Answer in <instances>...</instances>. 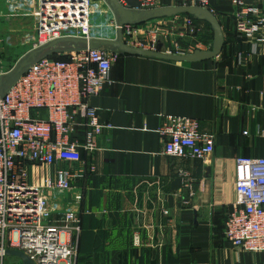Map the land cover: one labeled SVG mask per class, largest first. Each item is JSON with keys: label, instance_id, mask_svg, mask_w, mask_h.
Segmentation results:
<instances>
[{"label": "crops", "instance_id": "crops-1", "mask_svg": "<svg viewBox=\"0 0 264 264\" xmlns=\"http://www.w3.org/2000/svg\"><path fill=\"white\" fill-rule=\"evenodd\" d=\"M210 5L224 40L218 55L184 60L190 54L175 59L120 54L111 83L92 98L100 124L112 128L104 130L101 150L92 158L81 155L97 172L74 182L84 195L79 215L85 230L77 241L84 263L264 264V252H242L224 236L236 201L237 158L264 157V44L240 36L230 0ZM174 18L161 19L169 32L168 41H161L164 49L178 40L184 50L199 44L193 55L212 52L211 24L194 19L197 34L189 35ZM3 19L9 29L24 28L22 42L32 34L25 31L30 20ZM208 28L212 41L201 38ZM9 34L0 39V57L9 48ZM168 116L199 120L201 131L215 137L214 154L205 161L164 155L158 132ZM164 209L170 217L163 216Z\"/></svg>", "mask_w": 264, "mask_h": 264}, {"label": "built area", "instance_id": "built-area-1", "mask_svg": "<svg viewBox=\"0 0 264 264\" xmlns=\"http://www.w3.org/2000/svg\"><path fill=\"white\" fill-rule=\"evenodd\" d=\"M117 1L134 13L182 6L217 15L210 0H168L169 6L164 5L165 0H137L141 6L135 8L124 0ZM230 1L240 36L264 44V0ZM4 5L7 19L31 21L32 34L25 37V44L32 46L29 52L58 40L79 39L120 40L131 50L155 54L159 42L169 37L159 18L145 25L119 23L107 0H5ZM174 17L177 23H185L189 35L195 34L193 18L181 14ZM99 19L107 24L98 25ZM104 28H110L115 37L107 39L96 32ZM199 48L196 44L184 50L175 40L163 54L191 56ZM120 54L88 47L65 54V61L43 59L28 67L0 96L1 261L8 250L16 249L35 264H78L84 195L74 182H83L88 172H97V165L87 167L81 155L92 158L101 150L99 138L112 126L100 124L91 101L111 83V71ZM7 73L0 60V79ZM158 133L164 142V155L171 158L205 161L214 154L215 137L201 131L199 120L168 116ZM179 174L186 187L191 186L189 175L185 171ZM235 192L224 236L237 250L263 253L264 157L237 158ZM162 214L170 217L167 209Z\"/></svg>", "mask_w": 264, "mask_h": 264}, {"label": "water", "instance_id": "water-1", "mask_svg": "<svg viewBox=\"0 0 264 264\" xmlns=\"http://www.w3.org/2000/svg\"><path fill=\"white\" fill-rule=\"evenodd\" d=\"M127 3V6L135 8L141 6L137 0H124ZM108 4H110V8L117 16L119 23L121 24H140L142 22H146L150 19H157L162 17H171L176 15H188L191 18L199 21H206L211 24L212 29L214 31V46L212 52L206 54H201L199 52L195 53V55L190 57L183 58L184 60H195L198 58H208L218 55L221 52L222 44H223V35L221 31V24L218 19L210 13L208 10H204L197 7H168L156 12L149 13H134L128 10H125L117 0H107ZM91 49H110L114 52H119L121 54H134V55H142L149 57H158L163 59H175V56H165L163 53L165 51L162 42H159L158 53H145L141 50H131L125 47L121 41L112 42V41H91L87 42L79 39H63L50 43L46 47H41L37 50L29 52L25 57H23L12 70H10L6 75H4L0 79V96H4L12 85L18 80L20 76H22L25 71L31 65L46 59L50 58L53 55H58L60 52L70 53L74 51H82L87 48ZM6 256H13L22 262V264H35L28 256H26L23 252L16 249H11L6 252Z\"/></svg>", "mask_w": 264, "mask_h": 264}, {"label": "rangeland", "instance_id": "rangeland-1", "mask_svg": "<svg viewBox=\"0 0 264 264\" xmlns=\"http://www.w3.org/2000/svg\"><path fill=\"white\" fill-rule=\"evenodd\" d=\"M4 4H5V0H0V14L1 15L5 14L7 12L5 7H4L5 6ZM1 15H0V39L2 36H5L6 34H9V33H10L9 36H12L11 42L9 44V48L4 53H2L3 57L2 56L0 57L2 70L9 72L20 61L21 57L31 50L32 46L26 45L25 44L26 42L21 41V38L23 36L19 32H22L24 28L20 29L19 26H16V25H14V26H16V28L11 27L9 29L8 27H5L6 21L3 19L4 15L3 16H1ZM101 17L103 18V15H101ZM163 18H167V17H162L159 19H163ZM152 20L153 19H150L146 22H142L141 24L145 25L147 22H151ZM102 24L105 25L107 23L105 22V20L99 19L98 25H102ZM26 27L27 28L25 31H31V32L33 31V25L31 23V21H29V23ZM197 30H198V28H197ZM9 31H13V32H9ZM203 31H205V30H202L201 33ZM96 32L97 33L102 32L107 39H113L115 37L114 32L110 28H104L103 31L96 30ZM195 34H197V32ZM203 34L204 33H202L201 38L204 36ZM108 50H110V49H108ZM65 54H66L65 52H60L58 55L64 56ZM0 264H22V262L20 261V259H18L16 257L7 256L6 259H4L3 261L0 260Z\"/></svg>", "mask_w": 264, "mask_h": 264}, {"label": "trees", "instance_id": "trees-1", "mask_svg": "<svg viewBox=\"0 0 264 264\" xmlns=\"http://www.w3.org/2000/svg\"><path fill=\"white\" fill-rule=\"evenodd\" d=\"M194 24H195V26L197 28V23L195 21H194ZM207 31H208L207 33L204 31L205 33L203 34L204 36L202 37V39L203 40H209V41L211 40L212 41L213 40V34H210L209 33V31H211V29L208 28ZM51 58L56 59V60H60V61H65V60L68 59V56H66V55H64V56H61V55H53ZM80 218H81V229H83V230H82L81 235L79 237V241L81 240L82 234H83V232L85 230L84 227H83L84 216L81 215ZM99 238H100L101 245L103 246V244L106 242V239L108 238V234L107 233H104V235L100 236ZM79 256H80V253H79ZM78 261H79L78 264H89V262H85L84 263L83 261H80V257L78 258Z\"/></svg>", "mask_w": 264, "mask_h": 264}]
</instances>
